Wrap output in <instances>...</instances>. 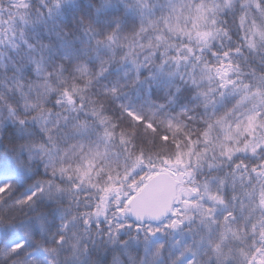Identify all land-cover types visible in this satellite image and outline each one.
<instances>
[{
	"label": "snow or ice",
	"instance_id": "6c2138e0",
	"mask_svg": "<svg viewBox=\"0 0 264 264\" xmlns=\"http://www.w3.org/2000/svg\"><path fill=\"white\" fill-rule=\"evenodd\" d=\"M3 155L0 264H264V0H0Z\"/></svg>",
	"mask_w": 264,
	"mask_h": 264
},
{
	"label": "trees",
	"instance_id": "16d2710c",
	"mask_svg": "<svg viewBox=\"0 0 264 264\" xmlns=\"http://www.w3.org/2000/svg\"><path fill=\"white\" fill-rule=\"evenodd\" d=\"M11 165H12V161H11L9 156H7V155L0 156V167L6 168V167H9ZM23 219L26 223L30 222V221H28L27 217H24Z\"/></svg>",
	"mask_w": 264,
	"mask_h": 264
}]
</instances>
